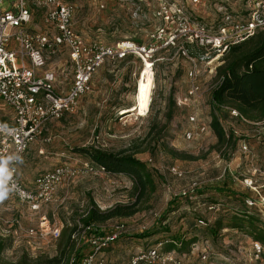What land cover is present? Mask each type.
<instances>
[{
  "label": "rangeland",
  "instance_id": "obj_1",
  "mask_svg": "<svg viewBox=\"0 0 264 264\" xmlns=\"http://www.w3.org/2000/svg\"><path fill=\"white\" fill-rule=\"evenodd\" d=\"M70 1L78 9L75 28L87 39L108 44L126 39L138 45L154 43L150 33L160 24L153 13L155 0L144 3L137 12L132 6L113 3L102 9L100 0ZM246 1L222 3L230 13L243 17L249 14ZM217 6L212 3L199 9L191 5L189 11L205 22L214 23L221 19ZM36 16L34 22L43 28V20L39 14ZM173 56V50L159 49L151 60L143 61L130 54L123 60L107 61L94 75L90 91L80 99L78 107L60 119L49 121L41 137L31 144L21 164L22 178L25 182L34 181L39 174L66 162L79 168L92 162L78 147L134 153L156 174L157 190L141 201L139 211L133 216L108 221V226L125 223L129 231L127 237L104 251L110 264H127L139 250L171 237H185V248L180 255L186 264H264V247L257 255L256 240L245 231L229 227L208 235L206 226L197 225L201 217L207 218L209 224L217 219L219 213L207 209L213 202L220 203L225 212L247 209L264 218V174L261 173L264 149L254 143L260 140L258 133L253 131V126L214 106L211 88L215 78L212 77L200 78L205 91L199 104L179 108L176 99L187 89L188 63ZM50 66L59 70L64 88L71 83L74 72L67 51L59 52ZM146 66L153 78L152 95L148 109L142 110L139 95ZM9 110L0 104V115H6ZM195 113L207 124L216 116L229 130L235 127L239 139L251 141V152L245 153L239 146L226 150L220 147L211 127L206 134L186 139L185 132L192 127L188 118ZM172 167L181 169L183 177L175 176ZM246 179L252 180L259 192L248 186ZM192 183H197L194 192L180 195L189 191ZM216 187L231 192H221ZM92 200L101 210L116 204H131L136 200L133 181L121 173H81L62 184L41 213L31 211L16 199L4 200L0 203V240L9 238L11 245L0 252V264H32L37 258L55 256L59 240L50 234L30 236L29 229L39 227L42 215L50 226L64 229ZM142 233L144 237L137 236ZM192 239L197 241L189 244ZM112 250L115 254L110 256ZM202 253H206V259H202Z\"/></svg>",
  "mask_w": 264,
  "mask_h": 264
},
{
  "label": "built area",
  "instance_id": "obj_2",
  "mask_svg": "<svg viewBox=\"0 0 264 264\" xmlns=\"http://www.w3.org/2000/svg\"><path fill=\"white\" fill-rule=\"evenodd\" d=\"M149 1L100 0V8L107 9L113 3L129 8L132 6L137 12ZM155 1L157 5L153 13L160 24L150 33L154 43L138 45L130 39L112 44L87 39L75 28L78 9L70 0H0V104L11 110L6 115H0V154L19 152L24 160L31 144L41 137L49 121L60 119L78 107L80 99L90 91L97 71L107 61L123 60L130 54L145 61V58L151 60L159 49L173 50V58H182L188 63L187 89L183 96L177 97L176 104L179 108L197 105L205 91L200 78H216L230 49L264 30V0H247L249 14L243 17L230 13L222 3L225 0ZM212 3L218 5L217 10L221 15L217 22H205L189 11L191 5L201 9ZM36 14L43 20V28L34 22ZM63 50L69 53L74 72L73 80L65 88L59 79V70L50 66L53 58ZM216 85L215 82L211 89ZM220 109L264 131V119L250 121L234 108L224 105ZM188 120L192 127L186 130V139H195L209 132L211 121L208 124L201 121L196 113L191 114ZM225 131L228 136L238 134L235 127L233 130L225 127ZM238 145L245 153L249 151L245 140L240 139ZM171 172L177 177L184 175L177 167H172ZM81 173L110 175L104 167L94 162L86 163L81 168L66 162L39 174L33 185L29 186L22 178L21 165H18L13 177L16 188L9 198L16 199L33 212L41 213L52 202L57 189ZM261 173L264 174V170ZM245 182L254 190L258 189L252 180L246 179ZM196 187L197 183H192L191 189L180 195L194 192ZM207 209L216 213L220 211L221 204H209ZM208 224L205 217L197 219L198 226ZM91 228L79 225L73 234L77 241L83 239L91 245V252L82 264H107L105 249L129 233L128 227L125 223L106 226L104 229L107 233L102 236L89 235ZM28 232L30 236L50 234L58 240L62 229L50 226L47 217L42 215L39 227L31 228ZM167 242L169 240L139 250L127 264H186L177 250H163ZM262 248L260 242H254L257 255ZM206 258V253H202V259Z\"/></svg>",
  "mask_w": 264,
  "mask_h": 264
},
{
  "label": "trees",
  "instance_id": "obj_3",
  "mask_svg": "<svg viewBox=\"0 0 264 264\" xmlns=\"http://www.w3.org/2000/svg\"><path fill=\"white\" fill-rule=\"evenodd\" d=\"M215 82L217 85L211 92L215 107L229 106L238 110L250 121L264 119V30L258 31L251 38L230 49L225 56V63L218 69ZM169 100L172 102L173 97H169ZM237 120L242 122L240 119ZM211 128L218 138L220 147L226 150L228 147L235 149L239 146L238 136L234 134L228 136L225 126L218 117H213ZM77 150L95 164L104 167L110 175L120 173L128 175L133 181L136 200L131 204H116L106 210H101L92 200L89 207L71 225H66L62 229V234L58 239V253L53 257L37 258L32 264H82L91 252V245L84 240L79 242L73 238L79 225L92 227L88 232L89 235H105L108 221L133 216L139 211L138 206L141 201L153 195L157 190L156 174L145 161L137 158L136 154L113 153L95 147H78ZM222 187H216V189L220 188L221 192H231V189L223 190ZM217 213L219 216L214 223L205 227L208 235L216 234L225 228H236L245 231L264 247V218L260 214L247 209L225 212L222 208ZM128 235L110 244L105 251ZM137 236L144 237L145 234ZM184 238L165 239L169 242L163 250L183 252L186 244ZM196 241L197 239H192L189 244H194ZM10 245L9 238L0 240V252L9 248Z\"/></svg>",
  "mask_w": 264,
  "mask_h": 264
},
{
  "label": "clouds",
  "instance_id": "obj_4",
  "mask_svg": "<svg viewBox=\"0 0 264 264\" xmlns=\"http://www.w3.org/2000/svg\"><path fill=\"white\" fill-rule=\"evenodd\" d=\"M23 163V157L19 152L0 154V203L8 199L10 194L15 190L16 185L13 177L17 166Z\"/></svg>",
  "mask_w": 264,
  "mask_h": 264
},
{
  "label": "bare ground",
  "instance_id": "obj_5",
  "mask_svg": "<svg viewBox=\"0 0 264 264\" xmlns=\"http://www.w3.org/2000/svg\"><path fill=\"white\" fill-rule=\"evenodd\" d=\"M145 81L144 86L141 90V93L139 95L140 105L142 107V110H147L151 101V95H152V83L153 78L150 74V68L146 66L145 68Z\"/></svg>",
  "mask_w": 264,
  "mask_h": 264
},
{
  "label": "crops",
  "instance_id": "obj_6",
  "mask_svg": "<svg viewBox=\"0 0 264 264\" xmlns=\"http://www.w3.org/2000/svg\"><path fill=\"white\" fill-rule=\"evenodd\" d=\"M253 131H255V132H257L258 134V138L260 139V140H257V141H254V143L257 145V146H262L263 147V149H264V141H261V139H264V131H261L260 129L258 130V129H256V128H254L253 127ZM250 143H251V141H249ZM249 142H247L248 143V145H249V151L247 152V153H250L251 152V145H250V143ZM252 144V143H251ZM239 148H240V146H239ZM241 149V148H240ZM242 150V149H241ZM263 159H264V150H263ZM29 186H32L33 185V183H34V181L33 180H30V181H27L26 182ZM115 250H112L111 252H109V255L110 256H112L113 254H115V252H114ZM107 264H110V260L107 258Z\"/></svg>",
  "mask_w": 264,
  "mask_h": 264
}]
</instances>
